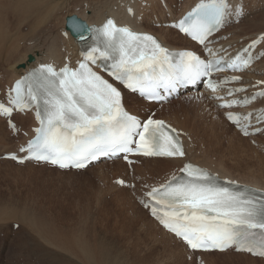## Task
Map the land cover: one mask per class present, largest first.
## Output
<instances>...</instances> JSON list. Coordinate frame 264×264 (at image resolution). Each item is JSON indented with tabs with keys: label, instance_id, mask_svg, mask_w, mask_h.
<instances>
[{
	"label": "snow or ice",
	"instance_id": "snow-or-ice-1",
	"mask_svg": "<svg viewBox=\"0 0 264 264\" xmlns=\"http://www.w3.org/2000/svg\"><path fill=\"white\" fill-rule=\"evenodd\" d=\"M243 14L242 3L200 0L175 26L205 45L212 55L207 38L228 19ZM70 28L80 39H85L84 33H90L92 41L81 53L83 59L78 67L73 69L65 64L56 70L52 64H40L15 82L7 106L0 103L2 115L35 106L38 127L34 137L20 148L28 154L20 162L36 159L60 168L82 169L100 157L122 153L182 157V145L172 135L175 129L164 121L152 117L141 120L133 114L125 105L121 86L144 99H162L158 89L174 88L181 81L195 82L220 70L222 62L230 69L247 67L252 60L249 49L259 43L253 40L242 50L248 54L246 58L237 53L227 60L221 57L203 61L192 51L172 53L152 35L119 26L112 18L101 26L75 21ZM98 62L107 65L108 74L116 83L93 70L90 65ZM208 85L214 88L210 80ZM239 91L242 89H229L228 94ZM258 95L264 92L254 94L252 99ZM241 103H248V98L227 101L221 106ZM226 115L248 134V125H241L240 121L248 120L250 113L243 117ZM9 124L15 127L11 121ZM180 173L146 193L149 202L155 201L152 214L159 222L194 251H225L234 247L236 251L264 257V191L235 181L221 182L219 177L191 163H185Z\"/></svg>",
	"mask_w": 264,
	"mask_h": 264
},
{
	"label": "bare ground",
	"instance_id": "bare-ground-1",
	"mask_svg": "<svg viewBox=\"0 0 264 264\" xmlns=\"http://www.w3.org/2000/svg\"><path fill=\"white\" fill-rule=\"evenodd\" d=\"M6 1L9 6H5L7 9L5 13L7 16H11V20L13 22L12 25L16 26L19 23H22V28L25 30L24 32H28L27 36L19 35L15 38H11V41L8 40L10 35L4 28L0 10V50H3L5 56V58L1 59V61H4L3 64L6 66L5 69L3 68V72H0V78H3L5 81L4 83L0 82V85H2V87H0L2 93L0 98L2 96L4 97V89L6 87L9 88L12 81L19 78L29 68L35 67L41 63H50L59 67L63 63L68 62L70 64V62L74 63L79 59L80 48L69 31L64 27L66 17L71 15L72 12H74L73 14H76L79 18L83 19L88 25L102 24L106 17L111 16L118 24L127 23L137 30L154 33L162 42V44L169 48L190 49L197 47L194 43L178 33L175 29H171L170 27H159L156 29L155 27H152L153 23L161 24L173 18V15L175 14L173 12L177 0ZM90 1L94 3L91 4ZM178 1H180V4L176 16L178 13H181L184 10V7L186 8L187 3L192 2L193 0ZM161 2H163V5H161ZM230 2L233 5L242 3L244 14L240 19H238V21L235 22V25L230 28V30L232 28L236 30L237 33L228 29L219 33L218 36L229 33V37L221 43L216 42L215 49L221 50L227 47L229 54L233 55L242 49V47L251 39L258 38L259 44L256 46L254 52L256 54L259 51L261 52L262 47H264V36L260 35L262 32H264V0H230ZM157 3L159 4V8ZM9 7L11 10H8ZM128 8L132 10V13L128 12ZM233 18L236 17H232L230 20ZM251 26L252 28H250ZM163 29L166 31V33H163ZM171 31H173V33H170ZM27 38H29V41H25ZM21 41H24L26 45L21 44ZM229 41L232 43L228 44ZM30 53L33 57L31 61L28 60ZM245 54L246 53H243V55ZM19 59L21 61H24L25 59L27 60H25L23 66L20 68H14L12 64H14L16 60L19 61ZM239 75L241 76V80L232 86H246V95L249 96L255 92V87L258 84L257 82L264 81V56L245 71L241 72ZM259 88H261V86H259ZM226 90L227 89H225L224 92H226ZM178 96H180V94ZM187 97L195 98L190 95ZM196 97L197 98L192 101L191 105L172 101L173 104L177 105L174 106L173 104H170V102H167L166 105L160 104L158 106L157 104H148L147 102L138 99L133 93L124 92L125 105L133 114H144L145 111L144 109L141 111L142 108H140L138 109V112H134L131 110L130 106L137 107L138 104L141 106H158L156 117L165 119L178 131L182 137L185 148L184 156L172 158L136 157L137 161L131 165H126L121 161V159L115 158L108 160L109 162L103 160L97 161V163L90 164L82 170L53 169L64 172L82 173L92 167H95L96 169L90 173V176L96 178V180L101 181L102 183L107 181L106 179L108 176L106 173H110L111 176L114 175V180L121 178L124 183H130L133 181L136 187H138L140 183H143V193L138 194H132V191L130 193L127 192L126 190L128 189L124 188L123 185L122 187H119L118 183H113L110 185V187H112L114 190H117L116 196L119 199L118 202L123 204L125 202L131 204L132 210L136 214V222L142 220L143 222L145 221L149 229L153 231L155 230L162 237V240L160 241L161 243L167 247L171 245L179 247L181 250H183L186 257L191 255L202 257L204 264H216V260H209L208 257H224L225 254H228L230 251L233 252L232 249H227L221 252L189 251L179 238H177L172 233L165 231L153 218L148 216L147 209H144L142 206L147 200L146 193L153 187H158L164 184L172 176L181 175L180 169L186 161L197 164L207 169L211 173H215L220 178L242 184L253 185L264 189V180L257 178L252 173L246 174L245 172H235L236 168L233 164H237V162H231L230 165H228L226 164V162L229 161L228 157L220 155L227 149H232L238 146L241 147L240 145L244 142H247V146L250 149H253L252 145L250 147L251 140L254 142L256 141L259 144V137H257V135H250L247 137L249 140L247 141L246 137L241 136L240 132L234 129V127L227 123L224 119L223 120L225 122L223 121V126H220V117H223L224 111L215 106V103L209 99L208 93L202 91L200 98H198L197 94ZM262 103H264V95H258L256 96L255 102L250 105V108L259 107V105H262ZM172 108H175L177 111H182V119L180 121L175 118L176 116L173 113H171L173 116H175L173 118H171L169 115H163V113L169 112ZM244 110L247 109L244 108ZM10 118L13 121L16 131L18 127L24 129L22 125L30 122L27 125V128L24 129V131L27 132V136L18 139L14 150H1L0 146V156L7 152H17L20 146L22 144L24 145L28 137L33 134L30 128L36 125L33 122L31 113H13ZM249 119H251V116H249ZM0 120V122H3L5 119L3 120V118H0ZM4 124L6 126V122ZM252 129L253 128H249V130ZM227 131H231L234 136L228 135ZM262 133L264 134V130L260 131V134ZM235 140H237L238 145L233 142ZM25 163H31V161H26ZM102 164H107V166L100 168ZM134 190L136 191L137 189ZM119 193H122V195H117ZM92 195L93 193H89L87 198L91 202L95 201V204L96 200ZM98 200L101 201L102 199L98 198ZM102 204L103 203L101 202L99 209L104 208ZM16 223L17 221L14 220L11 225L14 226ZM100 226L104 225L99 223L93 235H98L97 230L100 231L101 237L98 239L100 246L99 244L97 246L95 244L97 250H93V252L91 251L95 248L93 246L94 243H96V239L91 240L90 242H83L81 238L72 236L66 244L60 241H54V243L50 244V247H52L55 251L53 252L54 255L60 259L59 261H65L66 263L70 264H113L116 253L111 254L113 252L111 249L112 243L108 240L109 238L112 240L113 236L111 235V232H109L108 228H102ZM141 226H144V223H142ZM90 238L92 239L93 237ZM163 244L161 245L163 246ZM232 254L236 258L240 259V261L247 260L249 262L248 264H264L263 257L251 256L244 252ZM51 257H53V255ZM220 264H225V262H221Z\"/></svg>",
	"mask_w": 264,
	"mask_h": 264
},
{
	"label": "rangeland",
	"instance_id": "rangeland-1",
	"mask_svg": "<svg viewBox=\"0 0 264 264\" xmlns=\"http://www.w3.org/2000/svg\"><path fill=\"white\" fill-rule=\"evenodd\" d=\"M192 2L187 4L189 5ZM90 3L93 4L94 2L90 1ZM179 4L180 1L177 0L173 18L176 16ZM157 5L159 8L158 3ZM161 5H163V2H161ZM5 6H9L7 1L0 0L2 21L4 28L10 35L8 40L19 35L27 36L28 31L24 32L22 23L16 26L12 25L11 16H7L5 13L7 11ZM8 10H11L10 7ZM236 21L238 19H233L227 23L223 31L226 29L230 30ZM152 27L158 29L159 27L167 28L169 26L165 23H153ZM231 30L236 32L233 28ZM162 31L166 33L164 29ZM170 33H173V31ZM262 34L264 35V32ZM228 37L229 33L222 34L218 36V42L225 41ZM25 41H29V38L25 39ZM231 43L229 41L228 44ZM21 44L26 45L24 41H21ZM262 48L261 57L257 61L264 56V47ZM0 55V72H3V68L5 69L6 66L3 64L4 61H1V59L5 58L2 49L0 50ZM30 55L32 56L31 53ZM25 60H22L23 62L20 59L19 61L16 60L15 63L17 64L14 63L12 66L20 68V65ZM0 82L4 83L5 81L0 78ZM188 95L197 98L192 94H182L180 97L168 102L173 104L172 101H176L177 103L191 105L195 98H189L187 97ZM173 105L176 106L177 104ZM158 106H141L138 104L137 107L130 106V108L134 112H138L140 108H142L141 111L144 109V114H139L141 116L151 112H155L154 116H157ZM262 106H264V103L259 105V107ZM176 111L175 108H172L169 112L163 113V115H169L171 118L176 116L175 118L180 121L182 119V111ZM220 121V126H223V117H220ZM29 123L21 125L25 129ZM24 129L17 128V132L14 133L11 130L9 131L4 121L0 122L1 150H14L18 139L26 134ZM227 134L233 135L231 131H227ZM257 137L260 140L259 144L251 140L250 147L252 145L253 149H250L247 146V142H244L240 145L241 147L227 149L220 155L228 157L229 161L226 162L228 165L231 162H237V164H233L236 168L235 172L252 173L257 178L264 180V134H257ZM246 139L249 141L247 137ZM233 142L238 145L237 140ZM106 166L107 164H102L100 168ZM95 169V167H92L82 173L64 172L55 170L45 164L32 162L17 164L11 160L3 159L1 155L0 264H70L65 261H59L60 259L54 255L53 252L55 251L50 247V244L54 243V241L66 244L72 236H76L81 238L83 242H90L96 239V243L93 246L95 247V244L96 246L99 244L98 239L101 237L99 230H97L98 235L93 236L99 223L104 225L100 227L108 228L113 236L112 240L111 238L108 239L112 243L111 249L113 252L111 254L116 253L113 264H198L197 261L204 264L202 257L195 255L186 257L183 250L179 247L175 245L167 247L161 243L162 237L155 230L149 229L145 221L136 222V214L132 210L131 204L118 202L117 190L110 187V185L116 183L114 175L111 176L110 173H106L108 176L107 181L102 183L90 176V173ZM119 187H122V185H119ZM124 188H127L128 190L126 191L129 193L132 191V194H138L143 193L144 184L140 183L136 187L134 182L131 181ZM134 189L137 190L135 191ZM89 193H93L92 196L96 200L95 204V201L91 202L88 200L87 195ZM117 195H122V193ZM98 198L102 200L100 201ZM101 202L104 208L99 209ZM14 220L17 223L13 226L11 224ZM142 223H144V226H141ZM90 237L93 238L91 239ZM93 250H97L96 247L91 251L93 252ZM232 253L237 252L230 251L224 257L214 256L208 257V259L216 260V264L221 262H225V264L249 263L247 260L240 261ZM52 255L53 257H51Z\"/></svg>",
	"mask_w": 264,
	"mask_h": 264
},
{
	"label": "water",
	"instance_id": "water-1",
	"mask_svg": "<svg viewBox=\"0 0 264 264\" xmlns=\"http://www.w3.org/2000/svg\"><path fill=\"white\" fill-rule=\"evenodd\" d=\"M75 21H80V22H83L81 21L79 18H77L75 15H70V16H67L66 19H65V28L70 32L72 33L71 31V28H70V25L75 22ZM85 24V22H83ZM32 56L29 55L28 56V60L31 61L32 60ZM23 66V64L20 65V67Z\"/></svg>",
	"mask_w": 264,
	"mask_h": 264
}]
</instances>
